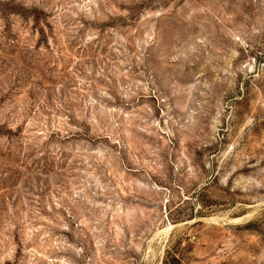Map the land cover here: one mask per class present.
Masks as SVG:
<instances>
[{
	"label": "rangeland",
	"instance_id": "374dc122",
	"mask_svg": "<svg viewBox=\"0 0 264 264\" xmlns=\"http://www.w3.org/2000/svg\"><path fill=\"white\" fill-rule=\"evenodd\" d=\"M176 246L264 264V0H0V264Z\"/></svg>",
	"mask_w": 264,
	"mask_h": 264
},
{
	"label": "trees",
	"instance_id": "16d2710c",
	"mask_svg": "<svg viewBox=\"0 0 264 264\" xmlns=\"http://www.w3.org/2000/svg\"><path fill=\"white\" fill-rule=\"evenodd\" d=\"M178 221L176 220L174 222L176 223ZM162 264H186V261L184 260V257L180 252L179 247L176 246L167 249Z\"/></svg>",
	"mask_w": 264,
	"mask_h": 264
}]
</instances>
